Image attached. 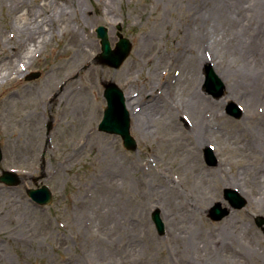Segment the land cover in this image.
<instances>
[{
  "label": "rangeland",
  "instance_id": "374dc122",
  "mask_svg": "<svg viewBox=\"0 0 264 264\" xmlns=\"http://www.w3.org/2000/svg\"><path fill=\"white\" fill-rule=\"evenodd\" d=\"M221 1L116 0L107 5V0H88L85 11L79 0H13V6L10 0H0V62L6 59L4 64L8 63L12 53L16 56L12 75L10 70L7 79V71L0 75V175L16 171L23 178L19 187L0 184V264H264V231L255 222L256 217H264L259 205L264 194L244 182L246 171H256L252 177L264 182V153L249 161L240 152L231 151L228 146L232 141L226 144L235 134L249 139L264 128L263 71V80L249 89H255L259 99L255 101L256 114L243 109L245 115L236 119L226 113L230 102L245 107L241 98L252 79L243 61L264 62L262 23L255 22L243 36L239 33L245 16L252 13L249 7L264 12V0H239L237 6H231L230 0L218 5ZM26 7H34L40 14L31 23L54 21L55 31L45 46L29 47L24 42L26 35L16 29ZM66 7L72 17L67 24L58 16ZM206 21L218 27L214 37L197 38V27L201 30ZM101 26L108 29L113 48L119 41V26L133 45L119 69L102 66L97 60L101 44L96 30ZM30 27L39 32L41 25ZM74 31L95 47L87 64L92 74L75 63L64 69L74 53L68 47ZM153 37L154 45L143 50L141 41ZM224 45L231 51L225 61L238 64L230 85L240 96L232 98L228 82L221 78L225 95L214 98L204 87L206 65L211 64L222 75L225 68H217L216 60L206 63L203 53ZM35 72L40 73L37 79L27 81ZM71 81L74 85L66 92ZM108 82L116 83L125 95L132 93V99H139L141 93L142 99L150 95L159 100V115L151 130L137 131L132 118L135 151L127 150L121 137L98 129L107 106L104 84ZM75 88L82 100L77 109L71 105L76 94L70 95ZM63 90L62 99L59 95L52 101L54 94ZM200 97L213 107L199 109ZM166 109L174 114V128L165 122ZM204 117L209 120L206 141L218 157L215 166L207 164L208 147L196 136L195 129ZM90 130L95 133L89 135ZM77 142L79 154L66 160ZM198 152L201 168L209 171L210 178L211 174L216 177L210 188L201 185L196 171L191 170L192 155ZM100 162H104L102 169L97 166ZM221 163L224 173L219 170ZM103 166L111 173H102ZM219 177L237 179L249 196L244 209L213 221L210 210L216 203L229 206L224 191L231 187L223 185ZM108 179L118 182V190L102 205ZM43 185L52 190L53 201L41 207L26 191ZM164 187L169 189L167 193H174V201L159 193ZM156 209L161 211L165 236L157 233L152 222ZM178 211L188 218L178 217ZM226 226L236 230L235 245L231 239L226 249L224 240L218 238L219 248L218 244L211 248Z\"/></svg>",
  "mask_w": 264,
  "mask_h": 264
},
{
  "label": "bare ground",
  "instance_id": "6f19581e",
  "mask_svg": "<svg viewBox=\"0 0 264 264\" xmlns=\"http://www.w3.org/2000/svg\"><path fill=\"white\" fill-rule=\"evenodd\" d=\"M79 2H80V8L84 9L85 11H87V9H88V7H87L88 0H79ZM107 2H108L107 5L108 4L114 5L116 0H107ZM238 2H239V0H230L231 6L239 5ZM10 5L13 6V0H10ZM218 5L224 6V0H222ZM47 8H49L48 5H47ZM107 9H108L107 10L108 13L110 14V8L108 7ZM249 9H250V11H252V13H250L249 15L247 14V16H245V20L246 21L243 22V26L241 28L242 30L240 29V32H239L241 34V36L244 35L245 29H248V28H250L252 26L254 27L255 22L262 23L261 24V29L264 28V12L263 11L255 12V11H253L254 10L253 7H249ZM231 12H234V11H231ZM37 14H38L37 10L34 7H26V9L22 12V15H20L21 16L20 22L18 24H16V29L18 30V32L26 35V36H24L25 37L24 42L27 45L29 44V47L32 46V45L36 46L38 44L41 45V46H45L47 44V39H48L47 37L52 36L53 32L55 31L54 30V25H53L54 21L49 23V24L46 21H42V22L35 21L34 23L36 25H38V26L41 25V28L39 29V32H37L35 30L36 28H34V27L31 28L30 26L32 24H34V23H31L33 17L36 18L38 15H40V14H38V15ZM69 14L70 13H68V8L66 7V8H61L60 9L58 16H59L60 19H62V21L64 23L67 24V22L71 21V18H72ZM209 21H206V23L204 24L205 27H202L201 30H200L199 26L197 27V29L195 31V36L197 38L203 36L205 38L210 37L212 39L214 37L213 34L216 32V28H218V27L214 23H210ZM45 27H48V29L46 30ZM73 33H74V37H72L70 39L68 47L71 46L74 49V53H73L71 59H67L65 61L66 62L65 66L63 65L64 69H67V67H69L70 65L75 63V66L86 68V69H84V71L88 72V73L91 71L90 73L92 74L94 71H93L92 68L87 67V64H88V61L90 59L89 58L90 53L94 52V51H92L91 48L94 49L95 47H94V45L91 42H89L88 40H86V39L80 37L79 35H77L78 32L74 31ZM35 36H37V37H35ZM153 42H154V37L150 41H143L142 40L141 41V44H142V47H143L142 49L143 50L149 49L151 46L154 45ZM222 47H221V49H219V48L212 49V51H213V53L215 54L216 57L214 56V54H211L212 51L205 50L204 53H203V56L205 55L206 58L204 56L203 60L206 63L207 62H211V61L215 62V60H216L217 62H216L215 65L217 66V68L222 69V70H224V68H225L223 75L221 74L220 71H219L220 72V74H219L218 70L215 67H214V70L223 79V81L228 82V84H229L228 91L231 94L232 98L233 97H238V96H240L238 94L239 92H237L235 86L230 85L231 80L233 81V80L236 79L237 74L234 73L233 70L236 71L237 67L236 68H234V67L237 66L238 64L236 63V64L233 65L230 62V60L228 62L225 61L226 56H229L231 51H228V47L226 45H224ZM24 48H26V47H24ZM26 51L28 53L29 52V48H27ZM207 51H208L209 55L207 54ZM10 57H12L14 59V61H12V59ZM15 58H16L15 54L12 53V55L9 56V58H8V60H9L8 63L4 64L6 59H4L3 61L0 62V64H2V67L0 66L1 67L0 68V75H1V73L3 71H7L6 74H5V77H6L5 79H7L9 77L8 71L9 70L11 71V68L13 67V65H14V63L16 61ZM231 59H233V58H231ZM243 63L246 65V68H247L248 72H251L250 77L252 79V83L249 84L247 90L244 91V96H242V98H241L242 101H243V104L245 106L243 109L247 113L251 112L253 114H256L257 106L255 104L256 103L255 101H257L259 99L256 98L255 89H254V91L253 90L249 91V89L251 87H254V86L256 87V85L259 83L260 79H262L261 78V74H262V71L264 72V62L260 61V60H256V59L253 60L252 59V61L250 63H248V64H246L245 61H243ZM3 66H5L4 69H3ZM63 66L59 67L57 69V71L61 72L62 69H63ZM9 74L11 76L12 75V71ZM252 74H253L254 78L252 77ZM91 78H92V76H91ZM196 79H197V76L195 77V80ZM73 85H74V82L71 81L68 84V88L66 89V92H68V89L71 88V86H73ZM231 86H232V88H234V90L231 88ZM74 91H77V89L75 88V89H73V92H70L71 96L76 94V97H75V99L73 101V104H71V105L74 106V109H77L80 106L79 102L82 101V100H81V97H80L81 95H79V93H75ZM64 92H65V90H63L62 92H58V95H57V93H55L54 97H52V101H55L56 97H58L59 95H60V98L62 99V97H63L62 93H64ZM156 93H159V91H156ZM131 94L128 93V92L126 93V106H127V109L130 112L131 117L135 121L136 130L141 132V133H146L149 130H151L153 122L157 121V118H158L157 116L159 115V111L157 109H159V107H161V106H159V103H158L159 100L154 101L153 96H150V95H147L145 97V99H142V94L141 93L138 94V96L140 97L139 99H137V98L132 99V97L130 96ZM129 96H130V98H129ZM197 103L199 105V107H198L199 109L206 108L208 106H212L213 107V104L210 101L205 100L203 97H200L198 99ZM171 105L172 104L170 103V106ZM165 108H167V107L164 106V109ZM68 111H69V109H68ZM198 112H199V110H198ZM198 112H196L193 115L194 116L197 115ZM165 113L167 114V118H168V119L166 118L165 122H167L168 126H172V124H174V121H173L174 114H173V112L171 111V109H166ZM206 118L204 117L203 121L199 120L198 128L196 127L195 130H197V134H196L197 138L199 140L202 139L203 142H205V145H207V147H209L211 142L210 141L208 142V140L206 141V139H207L206 136L209 133V126H206V125L209 122V120L206 119ZM182 121H184L183 117H182ZM81 122L84 123L83 121H81ZM82 123H81V125H82ZM174 127H175V124L172 126V128H174ZM176 127H177V125H176ZM81 129H82V127L80 129L78 128L77 130L81 131ZM83 131H86V130H83ZM87 132H88V130L86 131V133ZM94 133L95 132L93 130H90L89 135H93ZM251 137L249 139L243 138V140H242V139H240L241 135L235 134L232 137L233 140H229L228 139L226 141V144L231 143V141H232V146H228V147H230L231 151L234 150L235 152H238V153L240 152L242 155H245V159L249 160V158L251 159V157L255 158L256 155L258 156L260 153H264L263 152L264 151V128H260L259 131H256L255 133H252ZM79 144H80V142H77L75 144L76 147H73L71 153L68 155L66 160H70V159L76 157L79 154V150H80ZM99 144L102 147L106 146L103 142H99L98 145ZM221 152H222V149H221ZM193 155H192V162H191V166H190L191 170H195L196 171L195 172L196 176H197L196 178H197V180L200 181L201 185H205L207 188H210L211 184H212V181L216 177L211 174V178H212L211 179L210 175L206 174V173H209V171H206V170L201 168L202 166H201V160H200V153L199 152L196 153V154H193ZM216 158H218L217 155H216ZM102 163H104V162H100V163L97 164V166L100 169H102ZM135 166L136 165H134L133 163H130L129 167L135 169ZM103 169H104V166H103ZM120 170H121V168H120ZM219 170L222 171V173H224L223 164L222 163H221V166L219 167ZM246 172H245L244 182L247 185L250 184L251 186H254L259 192H262L264 194V182L263 183L256 182L255 181V177H252V175H251V173H256V171H253V172L250 171L249 173H246ZM102 173H111V170L104 169L102 171ZM123 178H119L118 181L123 180ZM219 179H220V182L223 185H226V184L230 185V187L232 189L237 190L238 193H240V195H242L243 197H245L248 200L249 193L247 192L245 187L240 182H238L237 179H234V178L230 179L229 178V179H226L227 182L224 179H221L220 177H219ZM141 181H143V180H141ZM117 183L118 182L115 183V180L108 179V181H107V189H106L107 190L106 197H105L102 205H105L106 203H109L108 201L110 200L111 192L118 190V188L115 189V184H117ZM168 190L169 189L164 187V189L159 190V193L162 196H168L170 202H172V201H174V197L175 196H174L173 192L172 193H167ZM111 198H113V197L111 196ZM263 204H264V202H263V200H261L259 202V205L261 206L260 208H262V210H264ZM123 216L124 215L118 217V219H117L118 223L122 222ZM177 216L178 217L180 216L181 218L187 219L189 215L181 213V212L178 211ZM182 224L184 226H189L190 225L189 223H182ZM191 225H192V223H191ZM230 232H232V234H230ZM235 233H236L235 229L231 231L229 226H226L223 230H220L218 232L217 237H215V242H213V244L211 245V248H213V246H214V248H216V245L218 244V238L224 240L223 244H224L225 247H227L226 249H228V246L232 244L231 243V239H232V241L234 242V245H235V239H233V237L236 236ZM177 238H179V237H177ZM175 239H176V237H175ZM222 240H221V242H222ZM217 247L219 248V244L217 245ZM190 248H191V246H190ZM263 254H264V251H263Z\"/></svg>",
  "mask_w": 264,
  "mask_h": 264
},
{
  "label": "water",
  "instance_id": "95a60500",
  "mask_svg": "<svg viewBox=\"0 0 264 264\" xmlns=\"http://www.w3.org/2000/svg\"><path fill=\"white\" fill-rule=\"evenodd\" d=\"M98 36L102 39V54L99 59L102 64L109 65L114 68H119L123 62L127 59L131 51V44L127 39H124L121 35L120 42L117 44L116 50L111 49V44L108 39L107 30L104 27H100L98 30ZM208 81L207 86L209 87V92L214 95V97L219 98L224 94V87L219 81H217L216 76L213 72H207ZM35 78V75L34 77ZM105 91V97L108 101V108L106 110V117L103 123L101 124L100 129L109 133H115L122 136L124 140V145L128 149H136L135 140L130 135V117L129 113L125 107V97L123 92L113 83L107 84ZM228 112L239 118L241 115L237 109L232 105ZM209 156V163L214 164L215 159L211 152H207ZM2 160V151L0 148V162ZM13 175V174H12ZM11 174L5 173L3 177H0V182H5L10 185H17L19 181L16 177ZM29 195L40 204H47L51 201V193L49 190L44 187L38 190H29ZM226 198L231 202L232 206L241 209L245 206L246 202L243 201L236 193L227 191ZM229 209L222 208L218 204L211 213V217L214 220L222 219L223 217L229 214ZM153 218L157 224L158 230L162 234L164 232V226L160 218V212L156 211L153 215ZM258 225H263L264 219H257Z\"/></svg>",
  "mask_w": 264,
  "mask_h": 264
}]
</instances>
